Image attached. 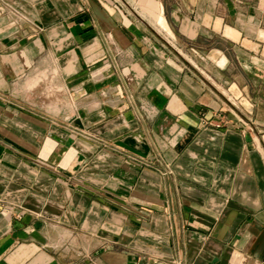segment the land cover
<instances>
[{
	"label": "crops",
	"instance_id": "0c3cea01",
	"mask_svg": "<svg viewBox=\"0 0 264 264\" xmlns=\"http://www.w3.org/2000/svg\"><path fill=\"white\" fill-rule=\"evenodd\" d=\"M154 261L264 264V0H0V264Z\"/></svg>",
	"mask_w": 264,
	"mask_h": 264
},
{
	"label": "bare ground",
	"instance_id": "6f19581e",
	"mask_svg": "<svg viewBox=\"0 0 264 264\" xmlns=\"http://www.w3.org/2000/svg\"><path fill=\"white\" fill-rule=\"evenodd\" d=\"M157 9H158V7H155V10H157ZM150 16H152V15H150ZM152 21H153V24L156 25L159 30L164 31L168 35H172L171 32H170V30H169V28H168V26L165 24L164 19H163V17H162L161 14H159L157 16V19L155 21L154 20H152ZM164 32H163V34H164Z\"/></svg>",
	"mask_w": 264,
	"mask_h": 264
},
{
	"label": "built area",
	"instance_id": "2783aa9c",
	"mask_svg": "<svg viewBox=\"0 0 264 264\" xmlns=\"http://www.w3.org/2000/svg\"><path fill=\"white\" fill-rule=\"evenodd\" d=\"M143 264H156V262L155 261L152 262V263H150V262H144Z\"/></svg>",
	"mask_w": 264,
	"mask_h": 264
}]
</instances>
